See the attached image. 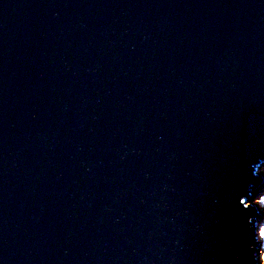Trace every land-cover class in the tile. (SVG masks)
<instances>
[{"label":"water","instance_id":"water-1","mask_svg":"<svg viewBox=\"0 0 264 264\" xmlns=\"http://www.w3.org/2000/svg\"><path fill=\"white\" fill-rule=\"evenodd\" d=\"M261 164L264 0H0V264H256Z\"/></svg>","mask_w":264,"mask_h":264},{"label":"rangeland","instance_id":"rangeland-1","mask_svg":"<svg viewBox=\"0 0 264 264\" xmlns=\"http://www.w3.org/2000/svg\"><path fill=\"white\" fill-rule=\"evenodd\" d=\"M256 175L261 176L260 186L256 189V191L250 195L253 198L252 201H249L246 205H252L255 208L257 217V229L255 237L258 242V255L256 264H264V164H261L257 171H255Z\"/></svg>","mask_w":264,"mask_h":264},{"label":"snow or ice","instance_id":"snow-or-ice-1","mask_svg":"<svg viewBox=\"0 0 264 264\" xmlns=\"http://www.w3.org/2000/svg\"><path fill=\"white\" fill-rule=\"evenodd\" d=\"M240 203H241V204H243V203H244V201H240Z\"/></svg>","mask_w":264,"mask_h":264},{"label":"bare ground","instance_id":"bare-ground-1","mask_svg":"<svg viewBox=\"0 0 264 264\" xmlns=\"http://www.w3.org/2000/svg\"><path fill=\"white\" fill-rule=\"evenodd\" d=\"M255 262H257V258H256Z\"/></svg>","mask_w":264,"mask_h":264},{"label":"trees","instance_id":"trees-1","mask_svg":"<svg viewBox=\"0 0 264 264\" xmlns=\"http://www.w3.org/2000/svg\"><path fill=\"white\" fill-rule=\"evenodd\" d=\"M256 232L258 233V230H256Z\"/></svg>","mask_w":264,"mask_h":264}]
</instances>
